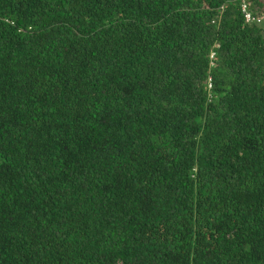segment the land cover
I'll return each instance as SVG.
<instances>
[{
  "label": "trees",
  "instance_id": "trees-1",
  "mask_svg": "<svg viewBox=\"0 0 264 264\" xmlns=\"http://www.w3.org/2000/svg\"><path fill=\"white\" fill-rule=\"evenodd\" d=\"M0 264H264L240 0H0Z\"/></svg>",
  "mask_w": 264,
  "mask_h": 264
},
{
  "label": "built area",
  "instance_id": "built-area-1",
  "mask_svg": "<svg viewBox=\"0 0 264 264\" xmlns=\"http://www.w3.org/2000/svg\"><path fill=\"white\" fill-rule=\"evenodd\" d=\"M240 10H241V13L243 15V18L245 20V22L247 23H251V22H255L257 24H260L263 20V15H254L252 13V11L249 9V6H248V3L246 0H240ZM213 53H211V56L210 58L212 59L213 58ZM211 64H213V62L211 61ZM208 86L210 87L211 86V78L209 77L208 79Z\"/></svg>",
  "mask_w": 264,
  "mask_h": 264
},
{
  "label": "rangeland",
  "instance_id": "rangeland-1",
  "mask_svg": "<svg viewBox=\"0 0 264 264\" xmlns=\"http://www.w3.org/2000/svg\"><path fill=\"white\" fill-rule=\"evenodd\" d=\"M262 15H263V20L261 22V25L264 27V13H262Z\"/></svg>",
  "mask_w": 264,
  "mask_h": 264
}]
</instances>
